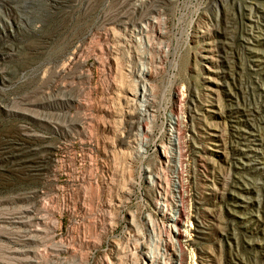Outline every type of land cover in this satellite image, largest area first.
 I'll return each instance as SVG.
<instances>
[{"label": "rangeland", "instance_id": "1", "mask_svg": "<svg viewBox=\"0 0 264 264\" xmlns=\"http://www.w3.org/2000/svg\"><path fill=\"white\" fill-rule=\"evenodd\" d=\"M152 221L264 264V0H0V264H140Z\"/></svg>", "mask_w": 264, "mask_h": 264}, {"label": "bare ground", "instance_id": "2", "mask_svg": "<svg viewBox=\"0 0 264 264\" xmlns=\"http://www.w3.org/2000/svg\"><path fill=\"white\" fill-rule=\"evenodd\" d=\"M149 72L148 69H143L141 74H145ZM146 88L144 87V93L142 96H145V90ZM134 92V91H133ZM145 98V97H144ZM147 101V100H145ZM148 102V101H147ZM179 169V168H178ZM160 179V178H159ZM154 182H157V179H153ZM176 187H178V185H176ZM158 227V223L155 221H152V231H151V239H150V243H147L148 247H147V251L143 253V257L141 259V263L140 264H162L161 260L163 259L164 253L162 252L163 250L157 246V239H155L156 235V229ZM188 230V229H185ZM171 231L174 234H178L180 231L172 225L171 227ZM186 232V231H185ZM166 233V232H165ZM169 233V232H168ZM186 234V233H185ZM155 235V236H154ZM188 235V234H187ZM164 240V239H163ZM172 240V238H171ZM145 241V240H144ZM174 243V242H173ZM137 245V244H136ZM140 245V244H139ZM139 247V246H138ZM173 247V246H172ZM162 250V251H161ZM131 251V250H130ZM133 254V253H132ZM133 257V256H132ZM136 263V262H135ZM138 263V262H137ZM164 263V262H163ZM196 264V263H195Z\"/></svg>", "mask_w": 264, "mask_h": 264}, {"label": "built area", "instance_id": "3", "mask_svg": "<svg viewBox=\"0 0 264 264\" xmlns=\"http://www.w3.org/2000/svg\"><path fill=\"white\" fill-rule=\"evenodd\" d=\"M159 238H160V236H159ZM161 239V238H160ZM194 264H195V259H194Z\"/></svg>", "mask_w": 264, "mask_h": 264}]
</instances>
